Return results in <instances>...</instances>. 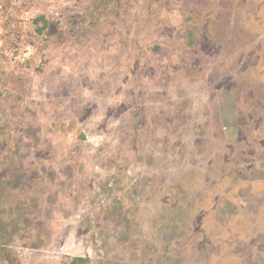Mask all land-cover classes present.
<instances>
[{
  "label": "rangeland",
  "instance_id": "374dc122",
  "mask_svg": "<svg viewBox=\"0 0 264 264\" xmlns=\"http://www.w3.org/2000/svg\"><path fill=\"white\" fill-rule=\"evenodd\" d=\"M0 264H264V0H0Z\"/></svg>",
  "mask_w": 264,
  "mask_h": 264
}]
</instances>
